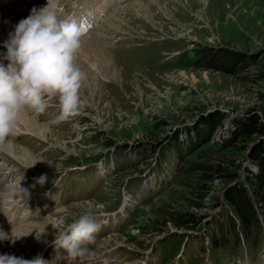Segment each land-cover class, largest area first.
<instances>
[{"label": "rangeland", "instance_id": "obj_1", "mask_svg": "<svg viewBox=\"0 0 264 264\" xmlns=\"http://www.w3.org/2000/svg\"><path fill=\"white\" fill-rule=\"evenodd\" d=\"M107 32L115 38L125 37L106 47L101 36ZM144 35L160 39L145 46L136 43L124 50V57L113 55L120 51L115 45L121 47L132 39L127 36ZM82 40L76 64L86 78L74 122H42L25 112L22 117L35 124H24L21 118L17 129L31 131L20 134V130L14 142L10 141L17 155L14 159L25 169L18 171L13 182L21 183L35 174L46 179L38 183L39 177L27 194L37 216L33 221H15L18 225L11 229L13 221L3 218L0 231L22 237L14 244L0 240V255L20 253L21 248L26 256L42 251L40 247L54 240L59 226L90 210L101 227L90 245L95 257L85 264H201L203 259L202 264H264V235L256 247L244 233H239L233 247L230 233L224 246L200 247L207 235L204 230L218 234L215 225L205 224L220 205L207 203L208 216L199 230H179L156 222L166 209L193 210L188 203L191 189L188 192L179 184L173 173L175 151L164 147L175 131L184 140V130L199 117L219 123L211 140L188 156L193 162H209L217 149L212 142L227 135L231 120L254 110L264 121V0H132L123 9L115 8L91 37ZM198 46L228 49L255 62L240 72L241 79L191 64L184 68L182 51H189L188 60ZM53 112L58 115V105L47 116ZM142 147L148 148L145 155L139 152ZM9 167L19 168L11 167L10 159L0 160V173H5L0 174L1 183L9 181ZM213 182V192L221 196L218 182ZM1 183L0 191L4 190ZM22 196L18 193V198L5 200L0 192V220L5 207L9 218L21 217L29 206L19 204ZM30 241L36 243L34 249H28Z\"/></svg>", "mask_w": 264, "mask_h": 264}, {"label": "clouds", "instance_id": "obj_2", "mask_svg": "<svg viewBox=\"0 0 264 264\" xmlns=\"http://www.w3.org/2000/svg\"><path fill=\"white\" fill-rule=\"evenodd\" d=\"M54 0L44 7H33L29 15L13 26L0 53V151L8 138L16 134L22 115L30 111L41 114L55 99L59 124L79 114V90L85 73L76 64L77 53L85 35L82 23L75 18L58 17ZM5 61L7 63H5ZM46 177L41 176L38 183ZM24 195L25 189L19 187ZM101 225L95 215L85 211L67 225L59 226L51 242L54 251L63 249L67 264H85L95 257L90 245L95 243ZM22 236L0 231V240L14 244ZM40 240V235L36 236ZM47 243V241H43ZM0 264H51L41 255L24 259L15 255H0Z\"/></svg>", "mask_w": 264, "mask_h": 264}, {"label": "trees", "instance_id": "obj_3", "mask_svg": "<svg viewBox=\"0 0 264 264\" xmlns=\"http://www.w3.org/2000/svg\"><path fill=\"white\" fill-rule=\"evenodd\" d=\"M206 48L198 52L197 64L202 62L201 66L205 68L224 71L238 79L243 78L240 72L247 71L246 67L255 62V59L241 58L228 49L218 51ZM231 122L232 128L227 135L212 142L217 149L213 151L214 159L209 162H193L188 156L211 140L219 124L214 123L213 118L202 119L186 128L184 140L179 139V131H175L168 139L164 147L175 151L173 173L179 184L185 185L188 192L191 189L188 203L194 211L166 209L156 222L163 227L169 223L179 230H199L208 216L207 203H211L210 207L220 205L215 217L205 224L210 228L215 225L218 230V234L210 235L211 245L224 246L226 234L230 233L233 247L236 245L235 240L239 239V233H244L245 238L250 239L256 247L264 231V121L257 112L251 110ZM248 144L251 146L248 147ZM147 150V147H143L140 152L145 155ZM244 161L249 163L245 164ZM251 166H255V169L252 170ZM213 181L218 182L217 191L221 196L214 193ZM175 197L176 194L170 198ZM206 198H210V202H206Z\"/></svg>", "mask_w": 264, "mask_h": 264}, {"label": "bare ground", "instance_id": "obj_4", "mask_svg": "<svg viewBox=\"0 0 264 264\" xmlns=\"http://www.w3.org/2000/svg\"><path fill=\"white\" fill-rule=\"evenodd\" d=\"M83 1H85V3H87V1L88 0H83ZM109 1V0H108ZM29 1H26V0H21V2L19 3L20 4V8L22 7V6H25V7H28L29 6V3H28ZM88 4V3H87ZM96 4H97V6L99 7V8H104V7H110L111 6V8L113 7V5L114 4H112L111 5V2H108V3H106V2H100L99 0H97V2H96ZM131 5V4H130ZM110 8V9H111ZM89 15L92 13L90 10H88V12H87ZM0 22H1V24H0V53H3V52H6V49H4L3 47H2V44H3V42L5 41V40H7L8 39V34L11 32V31H13V26H11V27H9L8 29H7V25H8V22H6L5 21V19L4 18H0ZM10 26V25H9ZM190 31V30H189ZM82 43H83V40H82ZM88 44V43H87ZM95 56V55H94ZM5 63H7L6 61H5ZM111 72V71H110ZM22 121L24 122V124H35V123H33L32 122V120L31 119H29L28 117H26V116H24V117H22ZM18 128V127H17ZM27 128H29V127H27ZM19 130V129H18ZM28 130V129H27ZM41 131V130H40ZM41 136H43V134L41 135ZM5 151L6 152H8L9 154H11L12 156H14V157H16L17 155L16 154H14V152H13V144H11V143H7V146H6V148H5ZM3 153V152H2ZM5 154V153H4ZM29 157V156H28ZM6 189H10V187H7L6 186ZM23 197V196H22ZM22 200H24L23 198H21ZM18 203V202H17ZM16 203V204H17ZM15 204V203H14ZM19 204H21L20 202H19ZM13 204L11 203L10 204V206H9V208L12 206ZM15 207V206H14ZM9 208H8V211H9ZM16 209H17V207H16ZM12 211H14V209L12 210ZM29 211H30V206H28L26 209H24L23 210V214L21 215V217L17 220L16 218H15V216H14V220H16V221H18L19 223H22L23 221H25L27 218H29ZM10 212V211H9ZM10 213H12L13 214V212H10ZM0 216H1V213H0ZM37 217V216H36ZM12 218V217H11ZM23 226V225H22ZM28 225H26V226H24V227H27ZM23 227V228H24ZM22 228V227H21ZM21 228H19L18 227V229H20V231H21ZM15 231L16 230H13V233H15ZM28 239V238H27ZM20 244V243H19ZM32 244H35L36 245V243H34V242H31L30 241V247L28 248V249H34V247H36V246H33ZM21 245V244H20ZM19 245V246H20ZM25 245V244H24ZM27 245V244H26ZM47 244H44V246H46ZM39 247V246H38ZM2 248H3V245H2ZM41 248V250H43V247H40ZM39 248V249H40ZM22 249V251L20 252L19 250V252L20 253H17L16 251H13L11 254L12 255H17V257H21V255L22 254H26L27 253V251L26 250H24L23 248H21ZM30 252V251H29ZM37 255L39 254V255H42L43 254V252L42 251H40V250H38L37 252ZM59 254H60V252H57V257L59 256ZM23 255V256H24ZM26 256V255H25ZM44 260H45V258L44 257H42Z\"/></svg>", "mask_w": 264, "mask_h": 264}]
</instances>
